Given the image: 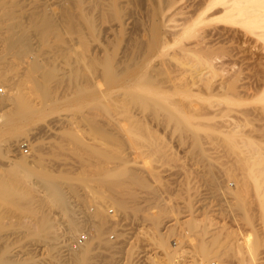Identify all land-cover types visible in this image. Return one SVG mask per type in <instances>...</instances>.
I'll return each mask as SVG.
<instances>
[{"label": "bare ground", "instance_id": "obj_1", "mask_svg": "<svg viewBox=\"0 0 264 264\" xmlns=\"http://www.w3.org/2000/svg\"><path fill=\"white\" fill-rule=\"evenodd\" d=\"M31 1L33 0H30L29 2ZM135 1H132V2L135 3ZM171 1L172 0H163L162 11L160 9L161 19H159V17H157L156 19H153L154 18L153 17L152 18L153 20H151V24L149 23L150 27L156 30L158 27L160 29V26L166 23V18L165 17L163 18L162 13L164 12V9L169 8L171 6L172 4ZM61 2L62 3L58 4L56 9L55 7L49 9L48 6L47 7L40 6L39 8V6L37 5L38 6L37 8L40 9L39 11L35 12L34 10L33 12H25V11L20 10L22 7L20 9H17L16 3L14 2H12V4L10 5L11 7L9 8L7 7V5L5 6L4 3L0 1V62L3 64L4 63L3 58L5 57V55H11L15 59V61H12L14 59H11L10 61L18 63V64L24 63L26 65V68H24L23 66L24 71L22 72L24 73L23 74L21 73L23 75L21 77L25 81V83L26 81L30 82V84L28 83L29 84L28 86H31L33 88L28 87L27 84H26V87L29 89V91H31L32 89L33 90L32 92H34V94L38 98H40L42 102L44 103V105L42 106L38 105V107H34L32 106L29 98L24 97L25 95L21 96L17 93L18 91L16 87V84H17L16 81L17 82L19 81L18 79L20 78V76H18L19 78L16 81H14V83L16 84H13L9 82V76H7L6 74V72L8 73V71L9 72L11 71L10 69H12V71L16 69V65H15V68H11L12 66L8 67V65L10 64H13L14 66V63L8 62L7 67L5 68L3 66L0 67V84L2 86H5L4 84L10 83L8 87L5 86V88H7L6 91L3 94H0V101H2V104L4 105V107L5 108L10 107L5 112L3 117L2 118L0 117V119H3V126H2L3 128H0V155L1 157L5 156L3 148L6 145L16 141L15 137L17 134L24 133L23 129H24L25 124L32 122L35 119L41 120L44 118V116L56 110V107L53 105L54 99L56 97L61 95L62 98H65L63 101L65 107H68L72 103H75L73 102L74 101L73 99L67 98L69 97L68 96L69 93L67 94V96H65V94L67 93L68 90H70V88L73 89V87H75L77 83L80 84V82H82V86H83V83H85L84 87L86 88L82 87L83 89L95 90L97 91L96 95L98 94L101 96L102 99H105L103 101V104L107 107V110L104 109L105 111H102L101 115L99 113V116H97V119L99 118L98 120H96L95 117L91 115L87 116L89 115V113L86 115L83 112L87 116L84 119H86V122L91 126V128L92 126L94 127L93 131L99 138L94 135L93 137H96L98 140L100 139L101 140L100 142H102L103 145H100L99 147L94 144L93 146H87L86 144H83L82 141L78 138H70L68 135H66L67 133H64V135H62V137L65 136L64 139L62 137L58 139L59 135L56 136L57 138H54L52 136L53 137L52 139H55V141L53 142V144L47 145L48 146L47 148L44 147L43 143L40 140L35 139L34 144L31 145L30 147L31 156L32 155H40V156L41 155H51V156L59 155L58 157L60 156L65 157V155H74V156L77 155L79 158L77 159L78 160L77 163L80 164L79 168H81L80 170L81 172H76V173L73 171H68V170H62L56 173L52 171L53 169L50 170L47 167H45L44 166L45 164H43L41 161V157L37 158V156L36 157L34 156L35 159L37 158L36 160L32 158V160L35 161L34 163H36L37 165V166L35 165L36 166L35 168L30 167L32 163L31 162L29 163L27 159H25L22 156L17 157V160H12L10 163L8 162V164L0 162V264H19L18 255H21V253L18 254L17 251H18V248H20L19 244L20 242H22L23 239H24L25 245H22V248L30 249L29 252L31 251L33 247L38 248L40 246H43V247L49 248V250L51 251V257L49 259L50 264H132L130 261V258H128L126 262H121L120 260H118L119 261L118 262L116 261V258L113 256L114 253H112L111 251L108 252L109 248H112V247H110V243H108L109 247H107L105 243L106 241L104 242L103 239H106L104 238V235L107 233L106 232L107 228L110 227V225H114L116 220L113 223H110L112 222L111 220L114 219V217L111 214L112 218L109 221L110 218L108 219V217L106 216L107 214L106 209L103 207V205L111 204V206L115 208L116 214L117 212H124L128 209L129 206L133 207L132 204L131 205L129 204L132 203L131 200L132 198L135 199V197L130 192V190L133 187L147 188L148 186L146 180L140 177L139 174L135 172V169H133L134 170L133 171L131 168L129 169L126 166L127 157H125L124 155L130 154V152L128 153L127 151L128 149L130 150V148H133L134 151L139 150L140 155H144L145 151L143 149L145 148L143 147L142 149H140L139 147H141V145H145L146 152L149 154L153 152L152 154L154 155H173V154H169L168 150L165 149L166 142L161 144L160 141L162 137L159 140L156 137L152 136V134L149 132V129L148 131L145 129L143 120L146 118H151L152 120L153 119L160 120L158 118L160 117V113H162L161 120L162 122H164L162 124H166L167 126L170 125L171 128H172V125L175 126V128L178 127L179 129L177 130H180L179 132L180 140L183 141L185 138H188V140L190 139V142H186L187 144L189 143L190 145V149H189L190 151L188 154L191 153L192 155H198L199 156L198 159H200L199 163L203 164L206 167L214 166L213 165L214 163L212 162V160L202 159V157L204 156L208 157V155L210 154L208 153L209 151L207 148V146L209 145V144L207 145L208 140L210 144H211V141L213 140L212 137H210V135L215 134L219 127L221 131H224V132L226 131L221 129L224 125L222 126L220 122L215 121L214 118L212 117L214 116L212 115L215 113L214 111L217 110V112L220 113L219 111L220 109L209 111L210 109H207V107L203 105L201 108L195 109L196 111L194 112V113H197L199 116L204 114V116L199 117V119H202L203 121H200L198 119L195 120L196 119L195 117H198V116H195L193 118L195 121H192L189 117L183 116L181 114L183 112V108L173 105L174 107H177L175 108L177 114H176V117H174L168 112V109L163 108L162 106L158 104V101H159L158 99L150 98L151 102L147 103L148 101L145 98L146 96L143 97L140 95L142 93H144V95H147V96L152 94L153 91L157 89L156 87L159 83H162V84L168 83L171 85V87L176 89L175 87H177V85L179 86V83H180L179 81L180 79L177 80V78H179V76L182 77L181 76L182 70L184 72L186 70L182 68L180 69L179 67L176 66L175 68L173 67V71H171L172 72L171 77L168 78L167 76V78H165L164 80L155 79L154 78L155 74L157 75L158 73H161V72L164 73V71L166 73L167 72L169 73L170 71L167 69H163L159 66L157 69V65H153L150 67L151 63L154 62V60L152 62L151 60L153 58H158L156 55L157 53H160L162 57L166 55L168 56L170 55V53H168L165 50L166 47H162V46L158 47V45L154 43L155 41L152 42L154 38L153 40H150V41L148 40V38H143L142 36H144L143 34L145 32L141 33L143 32L141 28H140L141 30L140 33L142 34V36L140 37L141 39H139V36L137 37L138 39L133 40L132 38L133 43L130 42L127 45L128 40H130L129 39L131 36L130 35L128 37L126 45H124L125 47L124 46L122 48L119 47L118 42H116V44L107 42V45L102 46L103 48L101 50L100 49L94 50V48L92 49L89 42L91 39H92L91 42L101 41L100 38L102 34H100L99 30L102 25L105 27V30L107 31V30H113V29L124 30L125 29L124 27L127 24H129L128 20L132 14L129 12V15H130L129 16L127 15V12L123 11V6L121 5V2H119V0H62ZM137 4L139 3L137 2ZM54 5H57V4H54ZM51 6L52 5H50V7ZM216 6L222 7V11L220 10L221 8L218 11V12L221 11L222 15L220 14L221 15L220 18L224 20V22L223 20L221 22L223 23L226 22V26L227 25L229 26V28H224L226 29V33L229 36V37L226 36L228 37L227 39H230V43H228L229 45L227 44L228 46L226 47V56H227L226 58H228V60L226 61L228 62L229 65L231 64L236 65V62H238L236 61L237 59L236 57L239 54H241L242 56H240L241 57L240 62L248 61L249 62L247 63L248 65H246V63L245 65L247 67H252L254 69L253 75L255 74V77L256 75H259L258 77L264 78V76H260L261 74L264 75V0H208L206 9L213 8ZM154 7H156V5H154ZM148 12L149 10L147 11V13ZM157 13H156V16H157ZM146 15H148L146 17L151 18L149 14H146ZM200 19L201 18H199L198 20L195 19L197 21H194V22L191 21L192 22L191 27L187 28V26H185L186 28L183 29L182 33L180 32L181 34L179 35L180 37L176 41V45L180 44L181 43L180 41L184 38L195 37L196 28H198L199 25H201ZM143 20L147 21V19H144V18ZM202 20L205 21L207 20V18L204 17ZM212 20H215V18ZM217 20H219L218 17H217ZM134 24H135L134 26L136 27L135 22ZM127 26H130V24ZM138 26L140 27V25ZM144 27H147L148 29V26L145 24H144ZM235 27L242 29L244 33L240 32L241 33L240 34L239 30L235 29ZM214 28L216 29V27ZM159 29H157V31ZM220 29L222 30V27ZM220 29L217 31H220ZM62 31L66 32V34L69 35L72 41L76 43L75 45H77L76 46L77 49L76 50L74 49L75 50L74 54L77 57L79 56V58H81L80 59L81 65L77 64L76 66H72L69 72L60 71L59 68H56L59 65H56L55 67L54 66L55 64L52 65L51 63L45 64V65L42 64V62L38 59L39 54L37 55V53L35 52L36 49L34 51L35 53H33V49H32L33 40H36L41 44L49 40L48 39L49 37H53L55 35L58 36L60 35L59 33L62 34ZM205 31L210 33V31H207V30ZM205 31L203 32V35ZM88 32H89V35H88ZM101 32L103 33V31ZM129 33L132 34V32L130 31ZM146 33L149 34V31H146ZM136 35H139V33L138 34L136 33ZM213 35H215V33H213ZM103 36L105 37L104 34ZM196 36L198 37L199 35H196ZM206 37H208V34H206ZM198 38H197L198 41L202 39L201 37L200 39ZM240 38H246L245 40L249 44V45L247 44L248 47L244 48L245 45L244 46L241 45L242 41L240 40ZM53 39L55 40L54 37ZM111 39L112 38H110L109 40ZM238 39H239V42H238ZM147 40L148 42H146ZM36 41H35V44L37 43ZM193 41H195V39ZM193 41L191 42L193 43ZM162 42L165 43L163 39H162ZM44 45L43 47L45 48ZM239 45L242 46L244 49H241V47L239 48ZM195 47L193 51L200 54L201 59H203L202 60L203 63L206 65V68L198 69L196 67L197 69L196 68L193 69L190 67L191 68V71L189 72L190 80L189 81L181 80L183 82V86H181L180 88L184 87L185 82L186 84L190 83L191 85H194L199 82L203 85L205 84V88L211 89V90L217 87L218 89L219 88H222V89L229 88V84L230 83L233 84L235 79H237V76L240 74V72L243 71V70L241 71L240 68L237 69L236 71H232V73L227 79L226 78L225 80L223 79L220 83L215 82V84L218 83V86L212 87L213 85L211 86L209 83H205L204 79H205V74L209 72H214L215 68H217L215 67V65H213L214 62L212 60L214 58L212 59V57L214 56L211 57V53H210L211 49H209L210 47L208 48L205 45V43L202 45L196 44ZM181 48L183 49V46ZM220 50L223 51V49H220ZM37 52L39 53V51ZM45 52L47 53V51ZM177 55L180 57L179 53ZM172 56H176V55L173 53ZM69 58L70 57L68 56V59ZM195 58H198V57L196 56ZM72 60L73 59H71V61ZM6 61H9V60H6ZM166 61L164 60L162 62L163 65L168 63V62L165 63ZM120 64H123V67L120 66ZM204 64L203 66H205ZM17 67H19V65ZM168 67L166 66V68ZM8 68L10 69L7 70ZM206 70L207 72H204ZM187 71L188 70H186V72ZM216 72L217 71H215L214 74H216ZM130 73H132L131 74L133 75L132 77L129 75ZM13 75H16V73ZM17 75L14 77H17ZM158 75H157V78H158ZM213 75L211 73L210 76H213ZM217 76L218 75H216V77ZM214 78H215V75H214ZM11 79H12V76H11ZM22 79L20 83H22ZM215 81H217V79ZM23 83H22V86L25 84ZM201 84H198V86H200ZM170 85H167V86L170 87ZM22 86L21 88L24 87ZM24 89H22V91L27 90L26 88ZM167 89L168 87H166V90ZM73 90L75 91V89ZM113 90L117 91L115 95H112L114 94ZM30 94H29V97L33 95V94L30 95ZM72 94L74 95V93ZM186 94L188 95V93ZM27 95L28 93L26 94V96ZM165 100L166 102L171 103L168 105H172V103L176 102L174 100L172 101L167 100V99ZM189 102L191 103V101ZM139 104L144 105L142 106V109L143 107L146 108L147 106L146 115L142 117H138L139 115L137 113L138 111L137 107ZM73 105L75 106L76 104H73ZM208 105H211V104H208ZM188 106H190V104ZM211 107H214V105ZM191 108L192 107H190L189 109ZM88 109H92V108H88ZM222 109L223 107H221V110ZM92 114L96 115L97 112L96 114L95 112H93ZM260 114H264L263 111ZM206 116L208 118H206ZM178 118L179 120H182V121H179ZM147 120H146V124H147ZM216 122L217 124L218 123L220 124V126L218 124L219 126V127L217 126L218 128L216 127ZM223 122L225 121L223 120ZM63 124H66V123L64 122ZM69 124L67 127L68 130H69ZM80 124L78 123L77 126L79 127ZM8 125L14 126V129H15L14 133H12L13 131H8L7 129H4L5 127H8ZM73 125H75V123ZM83 125L85 124H82V126ZM61 126L62 125H60V127ZM70 126L72 127V129L70 130L75 131L74 129L76 127L72 126V124H70ZM187 126H193L194 128L198 129V132H196L195 134L191 132L187 133V130L185 129ZM148 127L149 126H147V128ZM159 127H160V124H159ZM190 128L191 127H189V129ZM134 131L137 132V135ZM40 132H42V129ZM79 132H82V131H79ZM133 132L135 133L136 136H133L134 134ZM81 136H82V133L80 137ZM208 137L210 138L207 139ZM179 138H176V140L177 139L179 140ZM215 139H216V136H215ZM219 139L217 142L215 141V143L218 146V149L221 148L220 150H223L226 154L228 153L231 154V155H225V156L223 155L225 159L226 157H228V159L226 160L229 162H225L223 161V159H219L220 157L217 159L218 161H216L215 159L216 163L218 162L217 164L219 166V169L216 166L215 168H217V170L223 171L227 175L228 178L234 179L232 186L229 183H227L228 191H226V194H228L230 199L233 200V202L230 201L232 203L229 202L230 206L233 207V209L231 210V213L233 216H236V213H238L239 214L238 216L241 218V220H243L248 225H250L254 233L256 232L259 234L257 235V237H255L256 235L254 236L256 239L255 238L247 239L245 242H243L242 244H238V245H235L234 243H232L233 241L232 239H229L228 241L225 242L223 240L226 238V235L223 234L225 230L222 228H213L212 224H210L211 221L207 220L208 218L207 213H204L200 220H193V219L187 220L184 223V234L179 235V237L180 239L186 238V241L188 242V240L192 236V233H195V232L197 233L198 259L192 262L191 264H210V262L212 261V260L210 261L211 259L210 257L212 253L215 252V250L219 252L218 254L214 253L215 255L218 256L216 258L217 260L220 258L218 260V264H226V257H229V256L235 257L239 264H252L256 260V256L258 255L257 254L258 247L259 246L263 247V244H264V147L262 146V144H259L258 142H255V141L254 142L250 141V139L246 140V138L245 140H243V138L241 140H235L232 138L227 140L226 138L227 141L219 140ZM183 143H182V146L186 144V143L184 144ZM160 145H162L163 147H161ZM211 146L214 148L213 145ZM82 156H86V157L83 158ZM229 158H231V160H229ZM73 159L74 157L72 158V160ZM198 159H197V162H198ZM43 160L47 162L48 159L46 160L43 157ZM49 162H51L50 159L48 160L47 164ZM54 162H56L55 167H57V164L59 163H57L56 160ZM54 162L52 161V163ZM105 162L115 163L118 169L115 172H113L110 169V167L108 168L107 166L108 163L106 165L107 166L106 169H104L105 167L103 166L105 165L103 163ZM61 164H59V168ZM117 167H113V168H117ZM212 173H213V170H212ZM112 175H114V177L116 178H121V180L119 182L117 181L116 183L117 185L118 183L119 185H122L123 188L126 189L127 191L121 194L120 196L119 195L117 196L115 194H105L106 198L103 197L102 199H99L101 195L100 190H99L100 191L99 192L100 195H99L97 193L90 194V192L88 193V191L86 192L84 189L83 191L84 193L86 192V194L83 196V200H81V202H83V205L81 206H83L84 208H86V206L87 208L89 206H93V209L91 210L90 208L89 209L86 208V211L83 209L82 212H84V214L82 216H78L72 207L71 198H75L77 201L79 199V196H82V195H79V196L77 195L79 187H82L83 189V188H86L87 183L94 182V185H95L96 182L98 181L100 182L101 180L108 182L109 181L108 179H110ZM205 176L206 174L204 175V177ZM204 181H206L207 184H209V186H214L215 188L220 187V184L217 181V179L213 176H209V174L207 175V177H205ZM64 186L66 188H63ZM100 188H102V190L103 188L105 189L104 186H101V187L98 186V189ZM98 189L96 188V190ZM227 199L229 200V198ZM13 205L17 206L20 210L18 211V210L11 209L12 207H14ZM53 209L59 210L62 213V216H64L63 221L65 223V226L60 231L55 228L56 224H54V220H52L50 216L52 212L51 210ZM132 209H136V207ZM140 210L141 209L137 208L138 212L143 213V216H141L143 217V220L148 222L150 225V228H149L150 232L147 234V240L150 242V245L152 246V250L155 251L159 248H163L164 245H166V239H168L167 237L169 235L167 236V234L164 233V235L161 236L159 232H160V229H162V226H163L162 223L164 219L166 218L167 212L169 211V209L164 206H161L156 201H152L149 204H146V206L143 208V212ZM256 218H260L261 223L263 224L259 230H257L255 226L253 225V221ZM83 228L87 230L86 232H88L87 233L88 240L81 246L73 248L70 243V240L71 239L73 240V238L81 230H83ZM172 229L174 230V228ZM172 229L171 231H173ZM90 232L92 233L90 234ZM208 234L210 235L208 236ZM206 236H208V239H206ZM141 238H143V236ZM101 241L104 242L105 244L103 243L102 245ZM100 243H101L100 246L102 247L106 246L105 248L109 254L102 253V250L104 248H100L99 246ZM116 244H119V243H116ZM63 248H65V250L68 252L65 256L62 257L60 256V250H62ZM116 249H119V248L116 247ZM65 250H63L62 253ZM32 251H34V249ZM29 252H26V254L29 255L30 254ZM154 253L156 254L157 252H154ZM127 254L129 256L132 255V251L128 250ZM163 255L166 256L165 257L167 261L166 264H171L168 254L163 253Z\"/></svg>", "mask_w": 264, "mask_h": 264}, {"label": "rangeland", "instance_id": "obj_2", "mask_svg": "<svg viewBox=\"0 0 264 264\" xmlns=\"http://www.w3.org/2000/svg\"><path fill=\"white\" fill-rule=\"evenodd\" d=\"M0 1L2 3H4L5 6L7 5V7H9V8L11 7L10 5L12 4V2H14V3H16L17 9H20L22 7L20 10L25 11V12H33L34 10H35V12L39 11L40 9L37 8L38 6H39V8H40V6H42V7L48 6L49 9L54 8V7L56 9L58 4L62 3L61 2L62 0L61 1L60 0H44V1L43 0H41V1L40 0H33L31 2H29L30 0H27V1L26 0H9V1L8 0H0ZM18 1H20V2H18ZM132 1H135V0H119V2H121V5L123 6V11L127 12V15H129V12L132 14L131 16L129 15L130 17L128 20L129 21L128 23L130 24V26H127V25H129V24H127L124 27L125 29L123 28L125 31L124 30H116V29L106 31L105 27L102 25L100 27V30H99L100 34H102L101 38H100L101 41L100 42H96V41L91 42L92 41V39H91L89 42L92 49L94 48V50H98V49L101 50L103 48L102 46L107 45V42L108 43H115V44H116V42H118L119 47L122 48L124 45H126L128 37L130 35L131 36L129 39L131 41L128 40L127 45L130 42L133 43L134 39H138L137 38L138 36H139V39H141L140 38L142 36L141 33L145 32L143 34L144 36H142L143 38H148L149 41L153 40V38H154V40L152 42L155 41L154 43H156L158 45V47H160V46L166 47L165 50L168 53H170V55H168V56L167 55L163 56L164 59L160 55V53H157L156 55L158 58H153L151 60V62L154 60L155 63L152 62L150 67L153 65H157V69L159 66L163 69H167L170 71L169 72L170 74L168 72L166 73L165 71H164L165 74L162 72L158 73V74H160V75L157 74L158 78H157V75L155 74L157 72H155L154 73L155 79L164 80L165 78H167V76H168V78L171 77L172 76L171 71H173V67L175 68L176 66L179 67L180 69L182 68V69H184V70L186 69L188 71L186 72V70H185V72H184L182 70V73H181L182 77L179 76V78H177V80L180 79L179 80L180 83H179V86L177 85V87H175L176 89L171 87V85L168 83H165V84L159 83L156 87L157 89L155 91H153L152 94L147 96V95H144V93H142L140 95L143 97L146 96L145 98L148 101L147 103L151 102L150 98L158 99L159 100L158 104L160 106H162L163 108L168 109V112L174 117H176V114H177L176 110H175V108H177V107H174V106L176 105L180 108H183V112L181 114L183 116L189 117L192 121H195L197 119L200 121H203L202 119H199V117L204 116V114L199 116L197 113H194L196 111L195 109L201 108L203 105H205V107H207V109H210L209 111H211V110L214 111L215 109H218V110L220 109L219 110L220 113L217 112V110H215L214 111L215 113L212 114L214 116H212V117L214 118L215 121L220 122V124H222V126L224 125L226 127V129H225L224 126L223 127L221 126L222 127L221 129L225 130L226 132L221 131L220 127H219L220 124L218 123L219 124V126H218V124L216 122V127L218 126L219 128L217 127L218 129H217V132L215 134L210 135V137H212V139H213L211 141V144L208 140L207 145L208 144L209 145L208 146L206 145L208 148V151H209L208 153H210V154L208 155V157H206V156L202 157L203 160H207V159L212 160V162L214 163L213 164L214 166L206 167L203 164L199 163L200 159H198L199 158L198 155H192L191 153L188 154L190 151L189 150L190 145H189V143L187 144L186 142H190V139L188 140V138H185L184 139L185 141L180 140V138H179L180 130H177V129H179L178 127L175 128V126L172 125V128L174 129L173 130L170 125L167 126L166 124H162V123H164L161 120L162 113H160V117L158 118L160 120H155V119L152 120L151 118L144 119L143 124L145 125L144 126L145 129L147 131L149 129V132L152 134V136L156 137L159 140L162 137L161 141H160L161 144L166 142L165 143L166 144L165 149L168 150L169 154H173V155H154V154H152L153 152L151 154H149L146 152L145 145H141V147H139L140 149H142L143 147L145 148V149H143L145 151L144 152L145 154L143 153L144 155H140L139 150L134 151L133 148H130V150L129 149L127 150L128 153L130 152L131 155L130 154L124 155L125 157L128 158V159L126 158V160H127L126 166L129 169L130 168L132 170L135 169V172H137L140 177H142L144 180H146L148 186H147V188L133 187L130 190V192L135 197V199L132 198V200H131L132 203L129 204V205L132 204L133 207L129 206L128 209L124 212H117V214H116V210L113 206H111V204L110 205H107V204L103 205V207L106 209V213L108 214V215L106 214V216L108 217V219L110 218L109 221L111 220L112 216L114 217V219H112L111 220L112 222H110V223H113L116 220L114 225H110V227H108L109 230L107 228L108 231L106 230L107 233L105 232L106 234L104 235V238H106V239H103V240H104V242L106 241L105 243H106L107 247H109L108 243H110V247H112V248H109L108 252L111 251L112 253H114L113 256L116 258V261L120 260L121 262H126V260H128V258H130V261L132 264H166V262H167L165 259L166 256H164L163 253L164 254L167 253L168 257L170 258L171 264H191L192 262H194L195 260L198 259L197 233L196 232L192 233V236L193 235L194 236L193 237L191 236V238L188 240V242L186 241V238L180 239V237H179V235L184 234V223L189 219L200 220L202 218V215L204 213H207V217L209 218V219L207 218V220L211 221L210 224H212L213 228H222L225 230V232H223V234L226 235V238L224 237L225 239H223V238L222 239L225 242L228 241L229 239H232L233 240L232 243H234L235 245L242 244L247 239L255 238L259 234L256 232L254 233L252 231L251 226L248 225L243 220H241V218L238 216L239 215L238 213H236V216H233L231 213V210L233 209V207L230 206V203H232L233 200H231L229 195L226 194V191H228L227 183H229L232 186L234 179L228 178L227 175L223 171L217 170V168H215V166H216L219 169V166L217 164L218 162L216 163V161H218L217 159L219 157H220L219 159H223V161L229 162L226 160V159H228V157H226V159H225L224 156L225 155H231V154L230 153L226 154L223 150H220L221 148L218 149V146L215 143V141L217 142L219 138H220L219 140H226V138H227V140L231 139V138L235 139V140H241L243 138V140H245V138H246V140L250 139V141L258 142L259 144H262V146L264 147V118H263L264 114H260V113H262V111L264 113V81H263L264 78L258 77L259 75H256V77H255V74L253 75L254 69L252 67L246 66V65H248L247 63H249L248 61L240 62V60H241L240 56H242L241 54H239L236 57L237 59L235 58L236 61L240 62V63L236 62V65H234V64L229 65L228 62L226 61V60H228V58H226L227 57L226 56V47L229 45L228 43H230V39H227L229 36L226 33V29H224V28H229V26L228 25L226 26V22L223 23L224 20L220 18L222 15V13H221L222 7L216 6L213 8L206 9V5L208 3V0H172L171 6L169 8L164 9V12L162 13L163 18L164 17L166 18L167 24L164 23L162 26H160V29L158 27L157 29H159V30L157 31V29L155 30L154 28L150 27V24H151V20L156 19L157 17H159V19H161V15H160L161 13L160 12L162 11L163 0H143V1L142 0H136L135 3H133ZM141 1H142V3H141ZM160 1H161V3H160ZM137 2L139 4H137ZM54 4H57V5H54ZM50 5H52V6L50 7ZM154 5H156V7H154ZM157 6H159V7L161 6V7L159 8ZM143 7H145V8H143ZM147 9L149 10L148 13H147V11H148ZM160 9H161V11H160ZM219 9L221 10L220 12H218ZM145 13L149 14V16H151V18L146 17L148 15H146ZM156 13H157V16H156ZM204 17L207 18V20H205V21L202 20ZM217 17L219 20H217ZM143 18L147 19V21L143 20ZM148 18H149V20H148ZM199 18H201L200 19L201 25H199L200 23L198 24L199 27L196 28L195 37L184 38L180 41L181 42L180 44L176 45V41L180 37L179 35L182 33L183 29L186 28L185 26H187V28L191 27V25H192L191 21H193V22L197 21ZM214 18H215V20H212ZM136 19H138V20H136ZM195 19H197V20H195ZM222 20H223V22H221ZM187 21H188V23H187ZM202 21L205 23H203ZM206 21H207V23H206ZM134 22L136 23V27L134 26L135 25ZM139 22H140V24H139ZM210 23H211V25H210ZM144 24L148 26V29H147V27H144ZM206 24H208L209 26ZM138 25H140V27ZM188 25H190V26H188ZM103 27H104V29H103ZM214 27H216V29ZM221 27H222L223 31L220 29ZM140 28L143 30V32H141V33H140V31H141ZM208 28H210V29H208ZM217 28H219L220 31H217V30H219ZM235 29L239 30V33L240 32L244 33V31L238 27L237 28L235 27ZM135 30H136V32H135ZM205 30L210 31L211 34L209 32H206ZM101 31H103V33ZM129 31L132 32V34L129 33ZM146 31H149V34H147L148 32L146 33ZM204 31L206 34H208V37H206L205 33L203 35ZM115 33H116V35H115ZM136 33L137 34L139 33V35H136ZM200 33L202 34V36ZM213 33H215V35H213ZM218 33H219V35H218ZM59 34L60 35H58V36H56V35L53 36L55 38V40L53 39V37H49L48 38L49 40L46 41L47 43L44 42L45 45H44V43L40 44L38 41L33 40L32 41L33 53L36 52L37 55L38 54L40 55V56L38 55V59L42 62V64L45 65V64L51 63L52 65L55 64L54 65L55 67H56V65H59L56 68H59L60 71H63V72L68 71L69 72V70L72 68V66H76L77 64L81 65V60H80L81 58H79V56L77 57L74 54V51L77 49V47H76L77 45H75L76 43L72 41V39L69 37V35L63 31H62V34L61 33H59ZM103 34L105 35V37L103 36ZM88 35H89V32H88ZM157 35L159 38L157 37ZM196 35H199L198 36L199 38ZM116 36H118V37H116ZM226 36H228V37H226ZM200 37L202 39H200ZM110 38H112L111 39L112 41L109 40ZM132 38H133V40H132ZM197 38L200 39V41H198ZM162 39H163V41H165V43L162 42ZM194 39H195V41L197 40L199 43L197 41L196 42L193 41ZM245 39L246 38H240V40L242 41V44L241 43L240 44L243 46L245 45L244 48L248 47V45H249ZM67 40H68V42H67ZM69 40H70V42H69ZM148 40L146 42H148ZM35 41L37 42L36 44H35ZM49 41H51V42H49ZM124 41H126V42H124ZM156 41H158V42H156ZM191 41H193V43ZM206 42H208V43H206ZM238 42H239V39H238ZM162 43H163V45H162ZM204 43L208 48L210 47L209 49H211V52H210L211 57L214 56V57H212V59L214 58L212 60L214 62L213 65H215V67H217V68L219 66V68H218L219 70L217 68H215V70H214V72L217 71L218 73L216 72V74H214V72L208 71L209 73L205 74V79H204L205 83H209L211 86L213 85L212 87H216V86H218V83H220L223 79L224 80H225V78L227 79L230 76V74L232 73V71H236L239 68L241 69V71L243 70L237 76V79H235L234 83L229 84V88H224V89L219 88L218 89V87H217V88H213L212 89L213 91H212L211 89L205 88V84L203 85L199 82L194 84V85H191L190 83L186 84V82H185L184 87L180 88L181 86H183V82L181 80H183V81H185V80L189 81L190 80V73L189 72L191 71V68H193V69H195L196 67L198 69L206 68V65L203 63V61H202L203 59H201L200 54L193 51L196 44L202 45ZM244 43H246V44H244ZM43 45L45 46V48L43 47ZM71 45H73L74 47ZM64 46H65V48H64ZM182 46H183V49L181 48ZM61 47H62V49L64 48L67 51L63 49L64 50V52H63ZM240 47H241V49H244L242 46L239 45V48ZM43 48H44V50H43ZM35 49H36V51H35ZM220 49H223V51ZM37 51H39V53ZM45 51H47L48 54ZM70 51H71V53H70ZM67 52H69V53H67ZM173 53L176 56H172ZM178 53L180 54V57L177 55ZM64 54L65 55L67 54V55L65 56ZM47 55L49 58L47 57ZM193 55H194V57H193ZM53 56H55V57H53ZM64 56H65V58H64ZM68 56L70 57L69 59H68ZM196 56L198 58H195ZM176 57H177V59L178 58L179 59L177 60ZM11 59H14L11 55H5V57L3 58L4 63L2 64L0 62L1 63L0 67L3 66L5 68V67H7V63L11 62V63H14V66H13V64L9 63L10 65H8V67L12 66L11 68H15V65H16L15 70L18 69L17 71H15V70L12 71V69H10V68L7 69V70H9V69L11 70L10 72L8 71V73L6 72L7 76H9V82L13 83V84L17 83L16 84L17 91H18L17 93L21 96L25 95L24 97L29 98L32 106L38 107V105L39 106L44 105L42 100L40 98H38L34 94V92H32L33 90L31 88H33V87L28 86L30 84V82L26 81V83H25V81L21 77V76H23L22 74L24 73V72H22V71H24L23 66H24V68H26V65L24 63L18 64V63L12 62V61H15V59L10 61ZM62 59L65 61H63ZM71 59H73V60L71 61ZM76 59H77L78 63H77ZM196 59L198 60V62ZM199 59H201V60H199ZM6 60H9V61H6ZM164 60L165 61L167 60L165 63L168 62L167 63L168 65L167 64H165V65L168 67L171 64L172 68H171V66L168 67L169 69L166 68V66L163 65V63H162ZM50 61H52V62H50ZM54 61H55V63H54ZM61 62H63L64 64ZM5 63H6V65H5ZM158 63H160L161 66ZM176 63H178L179 65ZM245 63H246V65H245ZM203 64L205 66H203ZM18 65H19L20 69H22V70H20L19 67H17ZM63 66H65V67H63ZM120 66L123 67V64H120ZM250 68H251V70H250ZM144 72H145V70H144ZM204 72H207V70ZM15 73H16V75L18 74L17 77H14L16 75H13ZM19 73L20 74L22 73V74L20 75ZM187 73H189V74H187ZM211 73H212V75L213 74L215 75V78H214V75L210 76ZM131 74L132 73H130L129 75L132 77L133 75H131ZM216 75H218V76L216 77ZM11 76H12V79H11ZM18 76H20V78ZM260 76H264V75L261 74ZM13 78H15V79H13ZM122 78H124V77H122ZM17 79L19 80L18 82L16 81ZM21 79H22V83L23 82L25 83V84L23 83L24 87L22 86V83H20ZM216 79H217V81H215ZM14 81H16V83H14ZM215 82H218V83L215 84ZM10 83L4 84V85L8 87V85ZM26 84L28 87H31L30 88L31 91H29V89L26 87ZM84 84L85 83H83V86H82V82H80V84L77 83L76 86L73 87V89H75V91L72 88H70V90H68L67 93L65 94V96H67V94L69 93V95H68L69 97H67V98L73 99L74 100L73 102H75V103H72L68 107H65L64 103H63L65 98H62V96L59 95L58 96L59 98L56 97L54 99V102H53V105L56 107V110L50 112L48 115L44 116V118L41 120L35 119L34 121L25 124L24 129H23L24 133L23 134H17L15 137L16 141L6 145L3 148L5 156L1 157V155H0V162L8 164V162L10 163L12 160H17V157L22 156L25 159H27V161L29 163L30 162L32 163L30 165V167L35 168L37 165H36V163H34L35 162L34 160H36L38 157L39 158L41 157L42 163L45 164L44 166L50 170L53 169L52 171H54L56 173L60 172L62 170L73 171L75 173L81 172L80 171L81 168H79L80 164L77 163V161H78L77 159H79L77 155H75V156L74 155H65V157L64 156L58 157L59 155H57V156L53 155L54 157L51 155H41V156L40 155H32L33 156L32 157L31 152H30L31 151L30 147H31V145L34 144L35 139H38L43 143L44 147L47 148L48 147L47 145H49V144L51 145L55 141V139H52L53 137L57 138L56 136L59 135L58 139H60L62 137V135H64V133H67L66 135H68L70 138L80 139L82 141V143L86 144L87 146H93V144H94V145H97L99 147L100 145H103V143L100 142L101 140L100 139L98 140L96 138L98 136L93 131L94 127L92 126V128H93L92 129L91 126L86 122V119H84V118L91 115V116L95 117L96 120H98L99 118L97 119V116H99V113L101 115L102 111L107 110V107L103 104V101L105 99H102L101 96L98 94L96 95L97 91H95V90L83 89V88H86V87H84L85 86ZM198 84H201L203 86H201V85L198 86ZM167 85H170V87ZM5 86H2L0 84V94H3L6 91L7 88H5ZM21 86L23 88H21ZM232 86H234L236 89ZM112 87H113V85H112ZM166 87H168L167 90H166ZM24 88H26L27 90L24 91L25 90ZM22 89H24L23 91L26 94L28 93L27 96L22 91ZM71 90L74 92H72ZM204 90H206V91H204ZM221 90H222V92H221ZM71 92L74 93V95ZM113 92H114V94H112V95H115L117 91L113 90ZM30 93H32L33 95ZM186 93H188V95ZM29 94L32 96L29 97ZM165 99L170 100V101L174 100L176 102H174L175 104L172 103V105H168L171 103L166 102ZM183 99H185V100H183ZM198 99L200 102L198 101ZM211 100H213V101H211ZM189 101H191V103ZM36 103H37V105H36ZM73 104H76V105L74 106ZM189 104H190V106H188ZM208 104H211V105H208ZM213 105H214V107H211ZM83 106H84V108H83ZM142 106H144V105L139 104L137 107V110H138L137 113L139 115L138 117H142V116L146 115L147 106H146V108L143 107L144 110L142 109ZM190 107H192V108L189 109ZM221 107H223L222 110H221ZM9 108L10 107L5 108L4 105L2 104V101H0V117L1 118L3 117V115L5 114V112ZM88 108H92L93 110L88 109ZM190 110H192V111H190ZM83 112L86 115L89 113V115L86 116ZM93 112H95V114L97 112V114L93 115L92 114ZM143 113H145V114H143ZM183 113H185L186 115ZM190 113H191V115H190ZM75 115H77V116H75ZM71 116L74 118H72ZM195 116H198V117H195ZM194 117L196 118L195 120L193 119ZM206 118H208V117L206 116ZM0 120H1L0 121L1 122L0 128H3L2 127L3 126V119H0ZM63 120H65V121H63ZM77 120L78 121L80 120L81 122L80 121L78 122ZM146 120H147V124H146ZM178 120H179V118H178ZM223 120L225 122H223ZM179 121H182V120H179ZM64 122L67 125L63 124ZM67 122L72 124V126L76 127V128L73 127V128H75L74 130L76 132L70 130V129H72V127ZM152 122L154 125L152 124ZM74 123H75V125H73ZM78 123L79 124L82 123L85 125L82 126V124H80L78 127L77 126ZM59 124L62 126L60 127ZM68 124H69V130L67 128ZM159 124H160V127H159ZM147 126H149V127L147 128ZM151 127H152V129H151ZM189 127H191V128L189 129ZM4 129H7L8 131H13L12 133H14V130H15L14 126H11V125H8V127H5ZM41 129H42V132H40ZM185 129L187 130V133L191 132V133L195 134L196 132H198V129L194 128L193 126H187ZM152 130H153V132H152ZM218 130H220V131H218ZM79 131H82V132H79ZM172 131H173V133H172ZM229 131L231 134L229 133ZM39 132H40V134H39ZM134 132L137 135V132L136 131H134ZM234 132H235V134H234ZM81 133H82V136L80 137ZM135 133L133 134V136H136ZM225 133H227V134H225ZM93 135L96 137H93ZM213 136H214V138H213ZM215 136H216V139H215ZM210 137H208L207 139H209ZM62 138L64 139L65 136ZM176 138H179V140L178 139L176 140ZM183 142L186 143L188 146L186 144H184ZM182 143L184 144V146H182ZM211 145H213L215 149ZM160 146L163 147L162 145H160ZM209 149H211V150H209ZM34 156L35 157L37 156V158L35 159ZM42 156L46 160L50 159L51 162H49V163H51L52 166L49 163L47 164L48 160H47V162L44 161ZM71 156H72V158L74 157V159H76V160H74V159L72 160ZM79 156H81V155H79ZM82 157L84 158L86 156H82ZM32 158L34 160H32ZM54 158H56V159H54ZM197 159H198V162H197ZM215 159H216V161H215ZM55 160L57 161V163H59V164L62 163L64 165L61 164L60 168H59V164H57V167H55L56 166L55 165L56 162H54ZM229 160H231V158H229ZM52 161L54 163H52ZM107 163L108 162L103 163L105 165V166H103V167H105L104 169H106L107 166H108V168L110 167V169L113 172H115L118 169V167H117V165H115V163L109 162L108 165H107ZM198 163L201 166H199ZM33 164H34V166H33ZM53 164H54V166H53ZM78 164H79V166H78ZM147 165H148V167H147ZM113 167H117V168H113ZM58 168H59V170H58ZM69 169H71V170H69ZM212 170H213V173H212ZM207 173L209 174V176H213L217 179V181L220 184L219 188H215L214 186H209V184H207V182L204 181L205 177H207V175H208ZM205 174H206V176L204 177ZM112 177H114V175H112ZM112 177L110 179H108L109 180L108 182L101 180L100 182L99 181L96 182L95 185H94V182L87 183L86 188H83V189H82V187H79L80 191L82 190L80 192L78 189L77 195L78 196L82 195V196H79V199H78L79 201L78 200L76 201L75 198H71L72 207L78 216H82L84 214V212H82L83 209L86 211L87 206H86V208L81 206V205H83V202H81V200H83V196L86 194L87 191H88V193L90 192V194H92V193L99 194V192L101 191L100 192L101 195L99 194L100 195L99 199H102L103 197H105V194H115L117 196L118 195L120 196L121 194H123L124 192L127 191L126 189L123 188L122 185H119V183L117 185V183H116L117 181L119 182L121 180V178H116V177L112 178ZM112 183H113V185L116 184L117 186L116 185L113 186ZM98 186H100V187L104 186L105 189L104 188H103V190H102V188L98 189ZM63 188H66V187L64 186ZM96 188L98 190H96ZM84 189L86 191L85 193L83 191ZM91 189L93 190V192ZM82 192H83V194H82ZM227 198H229V200ZM152 201H156L161 206H164V207L169 209V211L167 212V216L162 223V225H163L162 229H160V232H159V234H161V236L164 235V233H166L167 236L168 235L169 236L167 237L168 239H166V245H164L163 248H159L155 251L152 250V246L150 245V242L147 240V234L150 232L149 231L150 225L148 222L143 220V217H141V216H143V213L137 211V208H138V209H141L140 211L143 212V208L146 206V204H149ZM230 201H232V202H230ZM75 204H76V206H75ZM78 205H79V207H78ZM13 206L14 207L10 206V207H12L11 209L18 210V211L20 210L17 206H15V205H13ZM135 207H136V209H132ZM89 208L92 210L93 206H89L87 209H89ZM110 210L113 212L112 216L109 213ZM51 211H49V212H51V214H50L51 219L54 220V224H56L55 228L59 231L62 230L65 226V223L63 221L64 216H62V213L59 210L53 209ZM27 216H26V218H27ZM53 216H54V218H53ZM11 220H13V219H11ZM253 225L255 226V228L257 230H259L263 224L261 223L260 218H256L253 221ZM172 228H174V230ZM171 229L173 231H171ZM86 231L87 230L83 228V230H81L73 238V240L71 239L70 240L71 245H72L73 241L79 235H81L82 233L87 234L88 232H86ZM91 233L92 232H90V234ZM209 235L210 234H208V236ZM111 236H114L113 241L110 240ZM142 236H143V238H141ZM208 236H206V239H208ZM262 240H263V238H262ZM102 241H101V243L103 245L104 242H102ZM101 243L99 244V246L101 245ZM114 243H115V245H114ZM116 243H119V244H116ZM22 245H25L24 239L22 240V242H20V244H19L20 248H18V251H17L18 254L21 253V255H18L19 264H50L49 259L51 257V251L49 250V248H46L43 246H40L38 248L33 247L31 249V251L33 249H34V251L29 252L30 249L22 248ZM111 245H113V246H111ZM105 247L100 246V248L105 249V250L103 249L105 252L102 250V253L103 254H109ZM116 247L119 249H116ZM63 250H65V248L60 250V256H62V257L65 256L68 252L65 250L66 252L64 251L62 253ZM128 250L132 251V255L129 256L127 254ZM216 251L217 250H215L214 253L218 254L219 252L218 251L216 252ZM26 252H29L30 254L28 255V254H26ZM154 252H157V253L155 254ZM214 253H212V255L210 257L211 258L210 261L212 260L210 262V264H218V260L220 259L219 258L217 260L216 258L218 256L215 255ZM257 254L258 255L256 256V260L252 264H264V244H263V247L262 246L258 247V253ZM226 264H239V263L237 262L235 257L229 256V257H226Z\"/></svg>", "mask_w": 264, "mask_h": 264}, {"label": "built area", "instance_id": "obj_3", "mask_svg": "<svg viewBox=\"0 0 264 264\" xmlns=\"http://www.w3.org/2000/svg\"><path fill=\"white\" fill-rule=\"evenodd\" d=\"M110 214H112L113 212L110 210L109 211ZM88 240V235L86 233H82L81 235H79L72 243V247L76 248L81 246L82 244H84L86 241ZM110 240H114V236L110 237Z\"/></svg>", "mask_w": 264, "mask_h": 264}]
</instances>
